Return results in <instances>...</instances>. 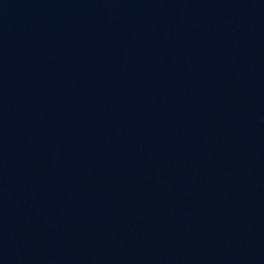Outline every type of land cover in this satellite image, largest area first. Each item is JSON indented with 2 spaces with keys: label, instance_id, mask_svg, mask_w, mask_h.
<instances>
[{
  "label": "water",
  "instance_id": "95a60500",
  "mask_svg": "<svg viewBox=\"0 0 264 264\" xmlns=\"http://www.w3.org/2000/svg\"><path fill=\"white\" fill-rule=\"evenodd\" d=\"M0 264H264V0H0Z\"/></svg>",
  "mask_w": 264,
  "mask_h": 264
}]
</instances>
